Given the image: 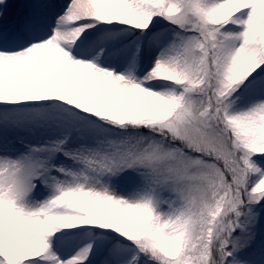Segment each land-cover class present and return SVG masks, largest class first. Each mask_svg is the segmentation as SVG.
I'll list each match as a JSON object with an SVG mask.
<instances>
[{
	"label": "snow or ice",
	"instance_id": "6c2138e0",
	"mask_svg": "<svg viewBox=\"0 0 264 264\" xmlns=\"http://www.w3.org/2000/svg\"><path fill=\"white\" fill-rule=\"evenodd\" d=\"M0 264H264V0H0Z\"/></svg>",
	"mask_w": 264,
	"mask_h": 264
}]
</instances>
